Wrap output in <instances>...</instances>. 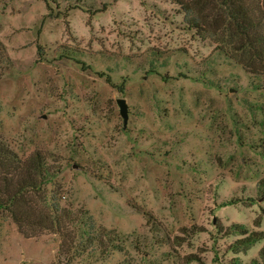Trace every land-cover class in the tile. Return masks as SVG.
<instances>
[{
	"label": "rangeland",
	"instance_id": "obj_1",
	"mask_svg": "<svg viewBox=\"0 0 264 264\" xmlns=\"http://www.w3.org/2000/svg\"><path fill=\"white\" fill-rule=\"evenodd\" d=\"M181 1L0 0V142L43 160L37 210L99 232L58 214L21 233L0 213V264H261L264 72L219 1ZM244 4L264 31V0Z\"/></svg>",
	"mask_w": 264,
	"mask_h": 264
},
{
	"label": "trees",
	"instance_id": "obj_2",
	"mask_svg": "<svg viewBox=\"0 0 264 264\" xmlns=\"http://www.w3.org/2000/svg\"><path fill=\"white\" fill-rule=\"evenodd\" d=\"M174 1L183 5L181 0ZM216 1H219L220 5L223 6L226 16L225 26L231 39L236 42L234 49L240 52L241 59L245 58L242 63L252 73L264 72L262 18L256 15L254 9L245 6L244 0ZM192 2L194 5L197 4L196 0H192ZM189 19L194 24L196 23L194 18L190 17ZM44 165L37 152L33 153L26 161H20L14 152L0 142V213H5L21 233L24 232L23 228L25 227H39L57 231L60 229L58 214H61L70 222L77 224L72 227L76 230L78 237H83V240H87L89 244L95 243L98 240L96 236L99 232L93 226L86 211H84L85 216H81V218L78 216L75 219L71 217L73 212L56 207L52 203L49 204V207L44 204L45 207L42 209H36V201L33 199L37 198L41 202H45L42 186L51 177ZM258 191L264 197V177L258 182ZM47 208L49 210H46ZM234 226L240 230L243 229L242 225L235 224ZM257 239H259V233H248L247 236L239 240V245H249ZM84 241L82 242L84 243ZM64 243V239L61 238L59 247L64 246ZM258 255L261 264H264V244ZM252 264L258 263L254 260Z\"/></svg>",
	"mask_w": 264,
	"mask_h": 264
},
{
	"label": "water",
	"instance_id": "obj_3",
	"mask_svg": "<svg viewBox=\"0 0 264 264\" xmlns=\"http://www.w3.org/2000/svg\"><path fill=\"white\" fill-rule=\"evenodd\" d=\"M116 104H117V107H118L119 115L121 116L123 122H125L126 117H127L125 100L123 98H117L116 99Z\"/></svg>",
	"mask_w": 264,
	"mask_h": 264
}]
</instances>
